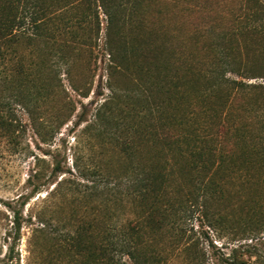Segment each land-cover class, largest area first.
<instances>
[{"label":"rangeland","instance_id":"1","mask_svg":"<svg viewBox=\"0 0 264 264\" xmlns=\"http://www.w3.org/2000/svg\"><path fill=\"white\" fill-rule=\"evenodd\" d=\"M116 1L124 6L114 19L113 37L139 42L142 51L146 45L137 34L148 30L157 32L155 42L176 50L181 46L182 30H198L207 24L226 27L254 7H264V0H152L145 10L134 9L131 14V0ZM92 6V16L86 17L83 27H77L79 38L88 34L87 24L96 38L97 19ZM76 12L88 14L87 3ZM97 13L100 31L96 43L75 50L78 54L71 77L78 90L69 84L67 67L51 46L73 39L61 19L42 24V36L36 35L31 44L22 41L15 54L7 53L10 57L0 62V264H42L43 256L56 264H98V259L90 256L98 244L96 239L75 256L78 260L74 263L70 256L74 253L65 252L61 261L62 255L49 241L33 243L29 221L23 223L18 239L7 235L11 214L3 202L30 194L33 184L39 190L24 206L23 216L27 219L44 210L57 232L80 228L97 233L121 228L139 218L141 205L127 193L131 167L146 169L149 153L159 151L160 146L149 142V127L144 121L137 124L128 108L122 114L126 129L118 131L121 135L113 136V121L108 127L96 119L100 104L113 97L108 84L113 89V85L126 87L131 83L129 75L109 74L103 47L108 19L100 7ZM257 40V55L252 53L255 77L242 79L263 87L242 95L231 112L232 121L238 122L239 148L235 153L240 173L226 177L203 204L197 181L174 167L168 177V192L159 201L167 215L161 228L152 218L145 230L150 253L160 258L155 264H225L223 259L234 248L243 253L248 247L254 252L251 260L259 258L254 264H264V227L245 238L237 231L254 217H250L254 212L257 218L264 213L263 146L260 149L264 144V31L257 34ZM203 41L205 45L209 39ZM19 60L28 74L25 79L18 77L19 86L14 87L12 72ZM229 75L241 78L231 72ZM87 90V96H83ZM110 107L113 119V98ZM231 135L228 151L233 155L234 132ZM36 170L39 178L29 179ZM32 220L36 222L34 217Z\"/></svg>","mask_w":264,"mask_h":264},{"label":"trees","instance_id":"2","mask_svg":"<svg viewBox=\"0 0 264 264\" xmlns=\"http://www.w3.org/2000/svg\"><path fill=\"white\" fill-rule=\"evenodd\" d=\"M150 1H129L131 14L134 9L145 10ZM84 3H87L90 12L78 14L76 11ZM92 5H95L97 19L96 38H93V29L89 24L85 28L88 34L79 38L76 36L77 27H83L86 17L92 16ZM122 6L116 0H0V62H5L10 57L8 54H15L22 41L31 44L36 35L42 36V24L61 19L64 28L73 33V39L52 43L51 46L56 48L57 55L66 65L69 84L74 90H78L71 77L78 54L75 50L79 52L82 47L91 48L96 43L100 31L97 7H100L108 19L103 47L108 56L106 66L109 74L113 72L132 78L128 76L131 83L126 87L113 85L112 89V85L108 84L113 90V97L100 104L96 119L106 122L108 127L113 121L115 136L120 133L118 131L126 129L122 114L128 108L137 124L144 121V126L149 127V142L160 146L159 151L149 153L146 169L131 167L132 177L129 178L127 193L139 201L141 212L137 221L121 228H105L97 233L80 228L57 232L44 210L26 219L23 216L24 206L39 190L36 184H33L30 194L19 196L14 202H3L11 214V227L7 235L13 234L18 239L23 223L29 221L33 243L42 245L49 241L62 255L59 258L61 261L63 254L68 252L74 253L70 256L72 262L76 263L78 258L75 256L96 239L98 244L90 256L94 255L98 264H129L127 260L133 264H155L160 258L150 253L145 230L152 218L157 221V228H161L167 215V209L161 208L159 201L168 192V177L174 167L185 170L190 179L197 181L198 194L204 204L208 194L219 188L226 177L240 171L235 153L239 148L238 122L232 121L231 114L236 101L252 88L263 87L242 79L255 77L252 73L257 69L254 57L258 50L257 34L264 31L263 6L254 7L226 27L207 24L198 30H182L181 46L176 50L167 47L166 43L155 42L153 36L157 35L156 31L137 34L139 41L146 45L145 51H142L139 42L131 43L120 35L113 37V22ZM205 39H209V42L203 45ZM230 72L241 78L230 76ZM12 73L11 83L14 87L19 86L18 77L25 79L28 74L21 60ZM87 93L88 90L82 95L87 96ZM112 98L113 119L110 117ZM261 130H264V126ZM232 132L235 138L231 149L235 157L228 151V138ZM262 146L264 148L263 143L260 145L261 151ZM39 176L40 172L36 170L29 179ZM255 214L250 216L254 217L242 229H237L244 238L264 227V213H259L258 218ZM247 249H243L242 253V249L234 248L223 262L257 263L259 258L252 261L253 251ZM245 252L248 253L246 257L243 256ZM46 257L43 256L42 264H56L55 260Z\"/></svg>","mask_w":264,"mask_h":264}]
</instances>
